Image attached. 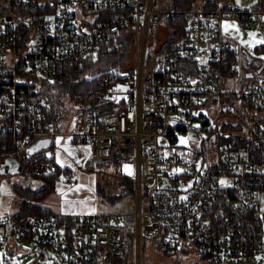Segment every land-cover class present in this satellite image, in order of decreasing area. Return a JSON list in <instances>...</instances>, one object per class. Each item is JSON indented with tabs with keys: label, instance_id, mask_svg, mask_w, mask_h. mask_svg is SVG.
I'll list each match as a JSON object with an SVG mask.
<instances>
[{
	"label": "built area",
	"instance_id": "built-area-1",
	"mask_svg": "<svg viewBox=\"0 0 264 264\" xmlns=\"http://www.w3.org/2000/svg\"><path fill=\"white\" fill-rule=\"evenodd\" d=\"M0 2V163L13 157L26 176L51 175L60 168L55 147L66 145L84 166L114 161L133 183L126 210L74 213L67 231L44 206L15 221L22 236L78 264H146L147 248L187 250L206 264H264V124L224 132L215 102L234 96L264 113V57L224 32L236 20L264 34V0H205L186 11L178 35L166 23L180 12L169 0ZM128 38L123 65L75 105L76 129H57L43 81L72 78L88 56ZM40 138L50 145L29 157ZM190 139H202V148ZM62 174L75 181L64 169L57 179Z\"/></svg>",
	"mask_w": 264,
	"mask_h": 264
},
{
	"label": "rangeland",
	"instance_id": "rangeland-1",
	"mask_svg": "<svg viewBox=\"0 0 264 264\" xmlns=\"http://www.w3.org/2000/svg\"><path fill=\"white\" fill-rule=\"evenodd\" d=\"M224 32L239 42L241 47L247 50L249 54L257 58L264 57V43H258V41H264V34L258 27L242 28L236 20H229L224 26ZM234 104V115L232 117L226 116L228 118L222 117L220 118L221 121L225 120L237 123L238 121L244 120L246 123L245 126H248L256 117L264 116L262 111L258 112L248 108L241 102L240 98ZM216 109L218 108L216 107ZM74 114L75 107L73 106L68 116L69 124H71L67 130L70 128L76 129V116L73 117ZM188 142L192 146L198 147L199 149L202 148V139H190ZM204 144L207 147L209 142H204ZM70 150L71 152L66 145H56L54 154V160L60 166V170L66 168L73 172L74 179L77 183L79 182L68 190L71 195L70 199H66V203L75 209L85 208L88 210L86 212H119L128 209L130 201L129 194L120 200L111 202L104 200L98 195L95 187L96 183L99 182L102 186H107L113 191H118L120 186L117 182L121 176H128V173L119 172L114 161L93 162L87 160L84 166L79 162V159L74 157L78 151ZM209 158L215 161L217 158L216 153L210 152ZM62 180H66L63 174L60 175L56 185L57 193L61 188L60 182ZM16 182L30 183L36 186L37 179L33 176H26L21 172L0 173V264H78L67 258L58 256L51 252L48 246L22 236L15 229L16 222L13 214L16 212L17 207L13 199L14 196H17L14 189V183ZM66 191L63 187L60 189L59 194L64 195ZM94 191L96 198L93 196ZM260 210L263 216L262 231L264 240V191H262L260 196ZM177 258L188 260L192 264H206L194 252L189 254L185 252L164 254L148 248L144 251V262L146 264H173L177 262Z\"/></svg>",
	"mask_w": 264,
	"mask_h": 264
},
{
	"label": "trees",
	"instance_id": "trees-1",
	"mask_svg": "<svg viewBox=\"0 0 264 264\" xmlns=\"http://www.w3.org/2000/svg\"><path fill=\"white\" fill-rule=\"evenodd\" d=\"M169 2L173 8L178 9L180 12L178 17L166 20V23L171 30V34L178 35L184 31V24L188 19V14L186 11L192 8L204 6L205 0H169ZM4 10L5 6L0 2V11ZM132 48L133 45L130 38L124 41L119 47L113 49L101 48L96 53V55H91L86 58L84 68L80 71H77L72 78L62 82L43 81L41 92L45 96L46 100L45 111L57 129L69 127L71 123L69 124L70 121L68 116L71 112V108L73 106L75 107L76 104L85 98L91 87H97L96 80L98 77L106 74L113 66L121 67L124 63V60L130 56ZM89 76L91 79H89ZM235 101L236 98L234 96L230 98H216L215 102L218 104V112L220 115L225 116L224 108L227 107L230 109L231 107L235 106ZM245 104L250 105V102H245ZM107 109L110 108H105L102 110L105 111ZM234 113L235 110L227 116L232 117ZM252 124L257 130L261 129V124H264V116L256 117ZM245 125L246 123L244 120L239 121L237 127H234L232 121H227L224 123L222 131L232 132V130H240L241 132L249 133V130ZM245 139H250V137L247 136ZM64 170L67 171L66 168H64ZM59 172L60 168H57V171L54 174L35 177L37 179L36 186L30 183H14V189L17 193V196H14L13 199V202L17 207L16 212L13 214L15 221H17L20 217L32 215L45 206L43 203L44 199L50 192L54 190L55 182L58 178ZM117 183L120 187L118 191H113L107 186H102L99 182H97L95 185L96 192L104 200L114 202L116 200H120L132 191L133 183L130 177L121 176ZM59 224L65 225L66 230L70 231L72 227V218L69 215H61L59 216ZM186 251L187 250H183V252L187 253ZM173 264L192 263L188 260L177 258V262Z\"/></svg>",
	"mask_w": 264,
	"mask_h": 264
},
{
	"label": "crops",
	"instance_id": "crops-1",
	"mask_svg": "<svg viewBox=\"0 0 264 264\" xmlns=\"http://www.w3.org/2000/svg\"><path fill=\"white\" fill-rule=\"evenodd\" d=\"M10 158H13V157H10ZM15 159V158H14ZM59 179L56 180L55 182V188L52 192H50L44 199V205L45 206H49L50 208H52L57 214L59 215H69L71 216L72 214L74 213H89V212H86L88 211L87 209L85 208H78V209H75L74 207H71L70 205H68L66 202V199H70V192L68 190H70L71 188L74 187V185L78 184L77 181H67V180H62L60 183H61V188L62 189L63 187L67 190L66 192H64V195L63 194H59V191L58 193L56 192L57 191V182H58ZM63 195V196H62ZM93 196L96 198V193L95 191L93 192ZM72 199V198H71ZM74 199V197H73Z\"/></svg>",
	"mask_w": 264,
	"mask_h": 264
},
{
	"label": "water",
	"instance_id": "water-1",
	"mask_svg": "<svg viewBox=\"0 0 264 264\" xmlns=\"http://www.w3.org/2000/svg\"><path fill=\"white\" fill-rule=\"evenodd\" d=\"M248 59L249 61L252 60V56L248 55ZM252 73L248 72L247 76H251ZM227 107H225L224 109H226ZM233 109V107L231 108ZM51 143L50 138H40L38 140H36L35 142H33L27 149V154L29 157L33 156L36 152L40 151L41 149H43L44 147L49 146ZM47 155L49 156V152L47 153ZM21 170V165L20 163L14 159V158H6L4 159L1 163H0V173H17Z\"/></svg>",
	"mask_w": 264,
	"mask_h": 264
},
{
	"label": "flooded vegetation",
	"instance_id": "flooded-vegetation-1",
	"mask_svg": "<svg viewBox=\"0 0 264 264\" xmlns=\"http://www.w3.org/2000/svg\"><path fill=\"white\" fill-rule=\"evenodd\" d=\"M249 64L252 66L253 64H254V59L252 58V60L251 61H249ZM233 109H228V108H226V109H224V114H225V116L224 117H226L228 114H230L231 112H233L232 111Z\"/></svg>",
	"mask_w": 264,
	"mask_h": 264
},
{
	"label": "snow or ice",
	"instance_id": "snow-or-ice-1",
	"mask_svg": "<svg viewBox=\"0 0 264 264\" xmlns=\"http://www.w3.org/2000/svg\"><path fill=\"white\" fill-rule=\"evenodd\" d=\"M258 43H264V41H258ZM181 142L184 143L185 141L182 139Z\"/></svg>",
	"mask_w": 264,
	"mask_h": 264
}]
</instances>
